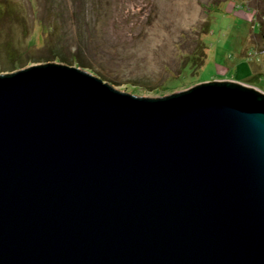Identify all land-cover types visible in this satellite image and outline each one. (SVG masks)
<instances>
[{"label":"water","instance_id":"obj_1","mask_svg":"<svg viewBox=\"0 0 264 264\" xmlns=\"http://www.w3.org/2000/svg\"><path fill=\"white\" fill-rule=\"evenodd\" d=\"M161 97L55 62L0 74V264H264V94Z\"/></svg>","mask_w":264,"mask_h":264},{"label":"rangeland","instance_id":"obj_2","mask_svg":"<svg viewBox=\"0 0 264 264\" xmlns=\"http://www.w3.org/2000/svg\"><path fill=\"white\" fill-rule=\"evenodd\" d=\"M56 50L132 95L209 81L264 94V0H0V74Z\"/></svg>","mask_w":264,"mask_h":264},{"label":"trees","instance_id":"obj_3","mask_svg":"<svg viewBox=\"0 0 264 264\" xmlns=\"http://www.w3.org/2000/svg\"><path fill=\"white\" fill-rule=\"evenodd\" d=\"M53 54L57 55L55 60L59 62L58 64L64 63L62 65H76V66L82 67V69H85L88 67V65L83 63L80 58L75 57L72 60L66 59V57L61 56V54L58 50L54 51ZM258 94H260V93H258ZM260 96H261V94H260Z\"/></svg>","mask_w":264,"mask_h":264}]
</instances>
